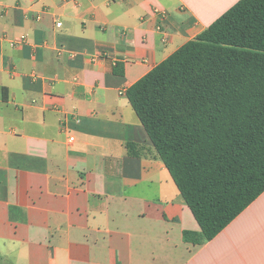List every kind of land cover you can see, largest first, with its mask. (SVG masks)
<instances>
[{
  "label": "crops",
  "instance_id": "obj_1",
  "mask_svg": "<svg viewBox=\"0 0 264 264\" xmlns=\"http://www.w3.org/2000/svg\"><path fill=\"white\" fill-rule=\"evenodd\" d=\"M237 1L0 0L1 261L264 264V192L185 239L201 226L127 95Z\"/></svg>",
  "mask_w": 264,
  "mask_h": 264
},
{
  "label": "trees",
  "instance_id": "obj_2",
  "mask_svg": "<svg viewBox=\"0 0 264 264\" xmlns=\"http://www.w3.org/2000/svg\"><path fill=\"white\" fill-rule=\"evenodd\" d=\"M127 95L201 226L186 240H211L264 192V0L237 1Z\"/></svg>",
  "mask_w": 264,
  "mask_h": 264
},
{
  "label": "built area",
  "instance_id": "obj_3",
  "mask_svg": "<svg viewBox=\"0 0 264 264\" xmlns=\"http://www.w3.org/2000/svg\"><path fill=\"white\" fill-rule=\"evenodd\" d=\"M153 14L155 15V16H157V17H159V19H161V20H163L166 16H167V10H165V9H162V8H159V7H156V8H154L153 9ZM62 25V22H57V26H61ZM157 28L159 29V30H162V25L161 24H159L158 26H157ZM164 40H168V37H165V39ZM26 40H25V37H22L20 40H18V41H11V44L12 45H17V44H19V43H24ZM71 140H74V137L72 136L71 137Z\"/></svg>",
  "mask_w": 264,
  "mask_h": 264
},
{
  "label": "rangeland",
  "instance_id": "obj_4",
  "mask_svg": "<svg viewBox=\"0 0 264 264\" xmlns=\"http://www.w3.org/2000/svg\"><path fill=\"white\" fill-rule=\"evenodd\" d=\"M1 264H5V262L4 261H1Z\"/></svg>",
  "mask_w": 264,
  "mask_h": 264
}]
</instances>
